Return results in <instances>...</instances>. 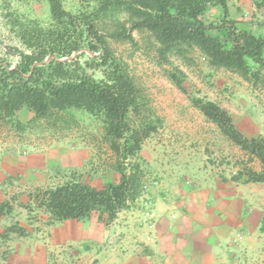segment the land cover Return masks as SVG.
I'll return each instance as SVG.
<instances>
[{
  "label": "trees",
  "instance_id": "trees-1",
  "mask_svg": "<svg viewBox=\"0 0 264 264\" xmlns=\"http://www.w3.org/2000/svg\"><path fill=\"white\" fill-rule=\"evenodd\" d=\"M47 1L51 22L46 27L8 13L23 50L17 51L14 65L0 59V126L10 125L20 131L41 123L55 129L60 123L68 127L76 124L73 117L65 115L72 110L99 118L104 129L102 139L114 158L111 169L119 175L118 181L106 182L97 190L72 173L54 187L35 190L29 199L46 214L44 224L48 227L67 220L84 221L94 212L101 220L106 216V221L112 222L142 192L144 174L138 155L161 121L147 107L127 66L113 56L108 38L132 42L133 30H145L158 44L156 51L163 62L168 61L169 54H184L185 47L196 48L212 68L246 79L251 74L249 62L264 66V35L238 28L229 19L226 0L212 1L221 8L222 16L211 22L203 20L209 0H97L95 10L88 14L66 11L61 0ZM253 3L264 8V0ZM121 13L128 15L130 27L119 23ZM102 20L116 22V28H99ZM182 76L178 70L168 73L179 89ZM192 105L263 167L259 172L239 171L231 181L243 178L245 184L264 185V138L244 137L228 112L214 102L193 98ZM21 110L33 115L26 125L15 120ZM11 209L9 202H0V216ZM15 230L7 227L0 238Z\"/></svg>",
  "mask_w": 264,
  "mask_h": 264
},
{
  "label": "rangeland",
  "instance_id": "rangeland-1",
  "mask_svg": "<svg viewBox=\"0 0 264 264\" xmlns=\"http://www.w3.org/2000/svg\"><path fill=\"white\" fill-rule=\"evenodd\" d=\"M209 1L211 3L206 8L203 20L217 21L222 16V10L212 3L213 0ZM61 2L63 8L72 14H88L95 10L97 0ZM226 2L229 19L238 28L264 35V8L255 7L253 0ZM8 13L18 16L22 21H35L43 27L49 25L51 20L47 0H0V59L14 65L17 51L23 50V46L13 33ZM118 19L126 28L130 27L127 14L121 13ZM98 26L112 31L116 28V22L102 20ZM131 35L132 42L108 38L109 46L113 56L127 66L129 74L147 101V107L161 123L157 132L143 142L138 155L137 160L144 174V186L137 200L129 209L120 211L112 222H107L106 216L101 220L96 212L83 222L96 220L101 225L113 226L111 232L117 238L120 237L119 241L124 245L123 240H130L129 229H124L127 221H133L137 228L138 223L141 226L146 223L151 231L155 227V220L159 219V212L156 210L158 207L176 206L181 201L192 202V196H195L193 192L202 191L219 182L235 185L239 198L245 203L247 216L260 223L257 237L260 241L257 249L254 248L257 250L254 261L264 263V257H260L264 254V229L261 228L264 217V185L245 184L243 178L238 182L231 181L232 176L239 171L251 169L259 172L263 167L257 158L222 135L217 126L210 123L192 105L193 98L214 102L228 112L244 137L264 138V66L249 62L251 74L244 79L233 72L212 68L198 49L186 47L184 54H169L168 61L163 62L156 51L158 44L147 31L133 30ZM175 70L183 75L181 89L168 77V73ZM95 76L100 74L95 73ZM65 115L73 117L76 124L66 127L60 123L55 129L41 123L31 125L23 131L10 125L0 126V158L6 154L49 147L62 148L72 155L73 161L65 169L54 170L45 189L62 183L72 173L97 190L106 182L116 183L119 175L111 169L114 158L102 139L104 129L101 120L77 110ZM32 116V113L23 110L20 114L17 113L15 120L26 125ZM27 195L29 197L31 194ZM11 200L13 204L15 201L22 204L17 197H12ZM24 208L28 213L25 223L31 226L30 230L36 234L45 233L51 237L52 242H57L56 248L49 254L48 264H95L97 249L92 248L89 243H58L56 237L62 230L63 222L48 227L44 224L47 219L40 216L43 211L30 203ZM146 211L150 213V219H147ZM11 227L16 229L17 234H20V229H24L17 223ZM137 228L133 227V238H138L140 234ZM7 240V236L0 238V264H6L8 259L11 244H7ZM65 245L68 247H64Z\"/></svg>",
  "mask_w": 264,
  "mask_h": 264
},
{
  "label": "crops",
  "instance_id": "crops-1",
  "mask_svg": "<svg viewBox=\"0 0 264 264\" xmlns=\"http://www.w3.org/2000/svg\"><path fill=\"white\" fill-rule=\"evenodd\" d=\"M71 156L62 148L49 147L0 158V202L7 201L12 207L9 214L0 216V234L12 224L24 228V235L8 233L7 244L11 246L6 264H48L57 242L45 233L30 230L24 207L28 203L34 206L27 194L45 189L54 170L72 163ZM192 194V202L158 207L159 219L151 231L146 223H138L137 228L133 221H127L124 229H129L130 240H123L124 245L111 232L113 226L96 220L64 221L56 240L65 244L89 243L97 249L95 264H264L254 261L260 223L247 216L235 185L219 182ZM12 197L22 204H13ZM40 214L47 219L45 213ZM133 227L140 230L138 238H133Z\"/></svg>",
  "mask_w": 264,
  "mask_h": 264
},
{
  "label": "built area",
  "instance_id": "built-area-1",
  "mask_svg": "<svg viewBox=\"0 0 264 264\" xmlns=\"http://www.w3.org/2000/svg\"><path fill=\"white\" fill-rule=\"evenodd\" d=\"M145 215H146L147 219H150V218H151V216H150V213H149V212H146V213H145Z\"/></svg>",
  "mask_w": 264,
  "mask_h": 264
}]
</instances>
